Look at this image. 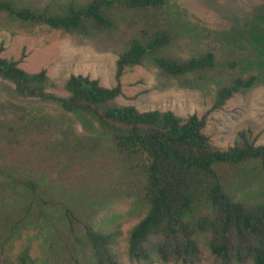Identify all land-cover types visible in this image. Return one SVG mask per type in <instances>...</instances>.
<instances>
[{
	"label": "trees",
	"instance_id": "trees-1",
	"mask_svg": "<svg viewBox=\"0 0 264 264\" xmlns=\"http://www.w3.org/2000/svg\"><path fill=\"white\" fill-rule=\"evenodd\" d=\"M166 5L167 0H50L45 7H35L23 0H0V16L11 27L87 37L115 31L123 12H157ZM155 28H143L141 38L132 39L119 55L116 87L71 76L66 97L50 92L55 86L45 70L26 72L19 61L4 58L0 46V79L11 83L18 97L38 99L60 111L56 116L40 114L0 101V142L16 146L44 139L49 156L75 161L83 157L78 147L87 140L75 129L80 121L97 135L94 149L105 143L125 175L139 180L137 199L146 214L129 235L131 260L196 264L205 240L220 264H264V145H256L250 132L242 131L232 146L216 149L203 132L205 117L182 120L170 111L109 105L122 95L124 75L136 67H154L174 78L205 80L203 76L217 74L214 110L263 81L256 75H238L236 62L219 64L211 52L187 60L165 56L163 51L175 40L174 27ZM219 166L226 168L221 171ZM44 184L0 157V264H35L30 245H22L26 240L59 244L70 264H119L114 252L117 234L94 220L98 201L82 190L68 196V202L58 201ZM255 185L262 186L261 195L250 202L246 191ZM81 194L92 205L88 214L78 202Z\"/></svg>",
	"mask_w": 264,
	"mask_h": 264
},
{
	"label": "rangeland",
	"instance_id": "rangeland-1",
	"mask_svg": "<svg viewBox=\"0 0 264 264\" xmlns=\"http://www.w3.org/2000/svg\"><path fill=\"white\" fill-rule=\"evenodd\" d=\"M23 1L35 7H45L50 2ZM10 25L12 23L5 16H0L2 56L19 61L20 67L28 73L45 70L55 86L50 92L61 97L67 96L65 85L71 76L89 77L107 89L116 87V62L129 42L140 39L143 28L152 31L156 26H173L175 40L163 55L187 60L211 52L219 64L236 62L238 75H256L263 83L235 96L224 108L214 110L217 74L203 76L205 80L196 76L174 78L154 67H136L124 75L121 80L123 93L109 105L133 106L141 112L170 111L182 120L193 115L205 117L203 132L216 149L232 146L242 131L250 132L256 145H264V0H167L161 11L123 12L115 31L87 37L47 28L26 29L17 24ZM0 101L40 114L56 116L60 112L53 104L18 97L14 86L1 79ZM74 126L79 135L87 138L78 147L84 158L70 161L49 156L44 150L48 143L44 139L27 140L16 146L0 142V157L21 172L42 180L58 201L68 202V196H75L79 190L88 192L92 195L91 201H98L94 220L117 234L114 252L119 264H143L131 260L128 255L130 232L146 214L137 199L139 180L134 175H125L105 143L94 149L92 139L97 135L91 128L86 129L80 121ZM218 168L223 171L226 167ZM261 188V185H255L248 189L247 199L257 201L255 198L261 195ZM81 196H78V202L84 203L87 212L92 205L89 206L88 198ZM22 245H30V256L35 264H70L68 255L65 258V249L59 244L50 246L41 241L29 243L26 240ZM20 248L18 245L12 251V257H17ZM148 264L164 263L153 258ZM196 264H220L208 250L205 240L200 244V258Z\"/></svg>",
	"mask_w": 264,
	"mask_h": 264
}]
</instances>
